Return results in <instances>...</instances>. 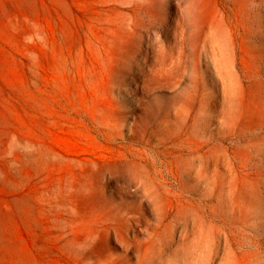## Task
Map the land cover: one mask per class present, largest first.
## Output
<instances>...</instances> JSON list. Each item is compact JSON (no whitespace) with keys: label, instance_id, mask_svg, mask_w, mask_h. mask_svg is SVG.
Here are the masks:
<instances>
[{"label":"rangeland","instance_id":"374dc122","mask_svg":"<svg viewBox=\"0 0 264 264\" xmlns=\"http://www.w3.org/2000/svg\"><path fill=\"white\" fill-rule=\"evenodd\" d=\"M0 264H264V0H0Z\"/></svg>","mask_w":264,"mask_h":264}]
</instances>
